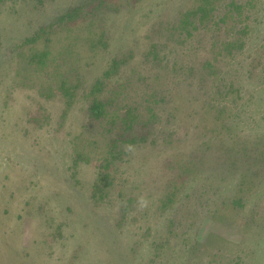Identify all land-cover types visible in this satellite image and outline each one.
Here are the masks:
<instances>
[{
	"label": "rangeland",
	"instance_id": "1",
	"mask_svg": "<svg viewBox=\"0 0 264 264\" xmlns=\"http://www.w3.org/2000/svg\"><path fill=\"white\" fill-rule=\"evenodd\" d=\"M83 1L0 0V264H264V0L199 29L197 0L58 20ZM127 105L156 137L111 147Z\"/></svg>",
	"mask_w": 264,
	"mask_h": 264
},
{
	"label": "trees",
	"instance_id": "2",
	"mask_svg": "<svg viewBox=\"0 0 264 264\" xmlns=\"http://www.w3.org/2000/svg\"><path fill=\"white\" fill-rule=\"evenodd\" d=\"M122 1H124V0H84L80 5H78L76 7H72L70 9H68L64 14H61V16L58 18V20L70 21V20H73V19L79 17L82 14H85V15L94 14L100 9L101 10L103 8L105 9V6L108 7V5L122 4ZM125 1L128 2V0H125ZM217 1L219 2L222 0H216V1H214V0H197L198 3L195 6V9H193L190 12H185V14L183 15L184 18L180 21V24H182L180 26L184 27V25H185V27H189L192 25V28L199 29L200 25H205V24L208 25L210 23L217 25L218 24L217 21L212 20L213 11L216 8L215 4L218 5L220 3V2L218 3ZM227 7L229 8V9H226L227 13L224 14L223 17H220V19L218 21H223L224 17L229 12L238 11L239 14H242V12H243L242 3H238L235 0H230L227 3ZM44 31L45 30H43L42 32L45 33ZM186 31L188 32L189 29H187ZM224 32H225V36H229V34H228L229 32H228L227 28L224 29ZM40 37H41L40 33H36L33 36L26 38L24 40V42L25 43L36 42ZM225 39L226 40L220 41V46L222 49L224 48L225 50H232V49H235L236 46L238 45L239 38H237L236 36L234 38L227 37ZM104 44H105V42H104ZM41 55H42L41 53L40 54L36 53L34 56H37L38 60L42 61ZM157 57H158V52L156 51L155 44H153V58H157ZM118 63H119V61L112 60L111 68L116 67L118 65ZM208 64H209V62L206 61L205 65H208ZM189 70H190V73L192 74L193 68L191 67ZM200 75L202 77L204 76L203 74H200ZM59 80H60V86L57 87L56 90H50L49 89L48 91H45L44 92L45 97H52L53 94L56 95V93H60V95L67 97L66 104L69 105V103L72 102V99L75 95V91L77 88V86H75V85H77V84L74 82H67V81H65V79H59ZM98 84H100V82ZM93 88H95V86ZM97 89H99V88H97ZM162 100L163 99H161L160 101H162ZM160 101L158 103H160ZM109 103H110V101H104L101 98H93V100L91 101V103L88 107V115L90 117L93 116L94 118H92V119H94V120H96V118L107 116V114H108L107 106ZM155 116H156V112H154V110H153V114L150 115V117L148 119H144L145 122L140 124V123L136 122L137 113H135L134 109L130 105L125 106L123 108V110H121V112L117 113V111H114L113 114L111 115V118H110L111 120L109 122V127L105 129L108 132H112V128H113V130L115 129L114 135L109 137L108 144L111 147L116 148V147L121 146L122 143L133 144L136 141L144 142V141H147V139H150V138L153 139V137H152L153 135H155V137H156V134H153L154 130H153V126H152V124L154 125ZM107 129H109V130H107ZM254 152H255V158L258 160L256 162V164H257L256 166H259V162L264 161L263 157L261 158L262 152H260V151H254ZM204 154L205 153H202V158H203ZM194 156H197V155L195 154ZM198 158L202 159L201 156H199ZM107 161L109 162L110 160H107ZM108 165H110V163ZM199 170L200 169H198L197 171L199 172ZM189 173H192V170H191V168L187 167L186 170L182 174H181V172L177 173L174 178H179L180 176L186 177V176L190 175ZM179 179H181V177ZM171 182H172V184H170V185L175 186V182L173 180ZM96 188L98 189L97 186H96ZM172 195H173V192L171 193V196ZM171 196L167 198L168 200L170 199V201H171ZM17 263L15 262V264H17ZM8 264H10V263H8ZM11 264H14L13 261Z\"/></svg>",
	"mask_w": 264,
	"mask_h": 264
}]
</instances>
